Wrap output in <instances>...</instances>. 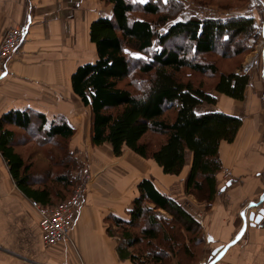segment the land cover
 <instances>
[{"label":"crops","instance_id":"1","mask_svg":"<svg viewBox=\"0 0 264 264\" xmlns=\"http://www.w3.org/2000/svg\"><path fill=\"white\" fill-rule=\"evenodd\" d=\"M261 2L264 5V0ZM112 10V3L106 0H0V42L12 27L27 29L24 42L0 69V119L19 111L29 116L32 125L22 128L4 123V128L14 132L16 150L27 144H51L39 131L43 125L41 117L45 118V130L60 118L72 127L74 133L68 139L70 152H81L84 133L91 143V125L87 120L90 110L73 93L70 77L78 66L97 60L96 47L89 36L90 24L99 18H111ZM248 13L263 34H255L251 52L242 62V72L236 71L248 75L243 98L237 100L210 90L215 103L196 107L197 113L219 111L242 120L234 141L220 142L221 169L216 175L213 199L204 204L205 200L194 201L193 194L185 192L189 163L178 175L164 174L152 159L140 157L128 148L112 158L110 144L93 145L94 163L90 159L89 165L83 167L93 179L88 183L82 206L67 237L46 247L32 207L33 199L16 186L0 153V264L142 262V257L131 259L135 250L128 246L123 234L126 225L112 220L116 217L129 221L132 201L139 195L137 184L142 179H149L159 192L178 202L199 226L192 237L180 228L181 241L190 253L183 255L184 263L179 254L172 253L169 264H264V220L261 228L254 225L264 204V6L260 12ZM127 50L136 51L128 47ZM43 169L35 172L39 176L34 175L32 188H41L42 183L49 181L50 176ZM228 181L230 184L226 185ZM60 199L61 193L56 191L49 194L48 202L53 204ZM146 205L158 219L172 221L165 210L152 203Z\"/></svg>","mask_w":264,"mask_h":264},{"label":"trees","instance_id":"2","mask_svg":"<svg viewBox=\"0 0 264 264\" xmlns=\"http://www.w3.org/2000/svg\"><path fill=\"white\" fill-rule=\"evenodd\" d=\"M106 1L113 5L112 17L96 19L89 28L97 60L78 66L70 77L73 93L90 110L91 144L108 143L115 156L128 148L140 157L152 159L164 174L178 175L189 163L185 192L203 191L205 201L210 202L221 169L220 142L234 141L242 120L219 111L197 113L196 107L215 103L208 93L210 90L237 100L243 98L248 75L237 73L239 62L237 69L234 62L255 41L253 17L243 11L246 15L218 19L193 16L186 14L184 6L170 13L165 3L154 0L140 5L129 0ZM137 11L142 18L136 19ZM154 45L159 48L150 52ZM127 47L148 53V58L141 61L129 55L125 51ZM133 70H137V76ZM196 76L211 82L196 80ZM41 118L43 125L39 131L46 140L59 141L65 147V140L74 133L72 127L60 118L49 123L45 130V118ZM4 123L28 128L29 116L19 111L2 116L0 153L20 191L43 205L51 204L49 194L55 185L67 188L72 182L75 184V178L70 177L72 172H68L74 160H67L66 156L55 160L47 151L50 165L43 171L51 176L50 166L60 167V164L64 171L59 170L55 178L50 177L51 181L49 178L40 184L41 188H32L31 181L39 174L33 173L14 148V132L4 128ZM148 132L162 137L156 146L143 141ZM137 189L139 195L132 201L129 221L112 219L118 225H126L123 234L128 246L136 248L131 259L142 257L144 260L138 264H166L173 253L179 254L180 262L184 263L190 252L181 241L182 236H175L173 227L183 228L192 237L198 232V223L178 202L159 192L149 179H142ZM146 203L165 210L172 221L158 219Z\"/></svg>","mask_w":264,"mask_h":264},{"label":"rangeland","instance_id":"3","mask_svg":"<svg viewBox=\"0 0 264 264\" xmlns=\"http://www.w3.org/2000/svg\"><path fill=\"white\" fill-rule=\"evenodd\" d=\"M129 1H131L132 3H135L137 5H140V4H144L145 2H147L149 0H129ZM143 1H145V2H143ZM154 1H160L162 3H165V6L170 8V13H176L177 10L181 9L182 6H184L186 14L187 13H189V14L194 13V14H199V15H205V14L209 15L210 14L212 16L222 15L224 17H226L227 15L228 16L229 15L236 16V14L244 15L245 13H243V12H250V11L253 12L254 10H257L259 12L262 11V8L261 9H258V8L257 9H250L249 8V5H250L252 0L248 4H247V0H188V1L187 0H175V2H171V3L168 2V0H154ZM176 1H178V2H176ZM244 5L246 6L245 8H244ZM205 6H207V8L201 9V8H204ZM204 10H206L207 12ZM240 10H244V11L242 12ZM141 15L142 14L139 11L135 12V14H134V16L136 18H142ZM147 18L150 19L151 17L147 16ZM178 18H180V17H178ZM152 19L154 20V18H152ZM255 34H257V33L255 32ZM175 42H171L170 44L174 45ZM157 48H159V47L157 45H154L153 48L150 50V52H152L153 50H155ZM250 52H251L250 50L244 51L235 58V62H234L235 69H237V65L239 62V68H240L239 71L242 72L241 71L242 62L244 61L246 55ZM127 53L133 54L131 56L136 57V58H140L141 61L142 60L144 61L148 58V53L145 54L143 52H141V53L137 52V51L133 52L130 50H127ZM236 62H237V64H236ZM184 73H186V72H184ZM133 74H135V76H137V70H136V72H135V70H133ZM195 78H196V80H199V81L201 80V81H204L206 83L211 82V80H209V79L208 80H205L203 78L200 79L198 76H196ZM88 118H89V125H90L91 124V115L89 113L87 115V120H88ZM161 138L162 137L158 136L155 133L148 132L144 136L143 141H149V143H151V145L156 146L157 143H159L161 141ZM69 141L72 142V140H69ZM80 143L82 144L81 148H80V150H81L80 153H78V151L77 152L76 151L70 152L71 151L70 150V144L66 140H65V147H64V143H61L59 141H57V142L55 141V142H51V144H48V146H45V147L44 146L36 147L32 144H27V145L23 146L22 148L17 147L18 148L17 151L24 158H26V161L29 162L28 164L31 167V170L33 171V173H34V171L35 172H41L44 167H47V165L48 166L50 165L48 156L46 154L47 151H49V154H51L50 156L53 157V158L51 157L52 159H55V160L60 159L61 160L62 158H64V156H66L65 158L67 160L69 159L71 161V159H73L74 160L72 163L73 165L68 166V167L71 166L68 172L73 171V174L75 175V170L80 168V167H84V165H89L90 159H91V162L94 163L93 162V153H94L96 148L91 143H89L87 134H85V133L83 134V137H81ZM62 147H64V148H62ZM58 148H60V149H58ZM62 151H64V153ZM58 155H59V157H58ZM69 157H71V158H69ZM112 158H115V155ZM94 161H95V157H94ZM62 162L64 164L65 163L67 164L66 160H63ZM53 163H54V161H53ZM50 168L52 170L50 172V175H51L50 177H54V178L59 173V170L61 172L64 171L61 164H60V167L57 166V167L52 168L50 166ZM108 169H110V167H108ZM73 174L71 173L70 177L74 178ZM52 179L53 178H50V181ZM92 179H93V175H91V180ZM73 185H74V183L72 182V184L70 186L72 187ZM58 187H60V186H56V185L54 186L53 193H55V190H57L58 192L61 193V196H63V198L67 197L70 194L71 187H67V188L66 187L64 188L62 186L60 188H58ZM86 189H87V187H86ZM205 195L206 194L203 191H200L199 193L193 194V197H191V198H193L194 201L196 200V201L200 202L201 201L200 199L206 198ZM183 199H184V202H187L185 198H183ZM203 203L206 204V201H203ZM161 219H163V218H161ZM168 226H171V225L169 224ZM133 231L137 232L138 230H137V228L136 229L133 228ZM173 231H174L175 236L179 237V235H181L177 226L173 227ZM135 250H136V248H135ZM166 264H169V263L167 262Z\"/></svg>","mask_w":264,"mask_h":264},{"label":"built area","instance_id":"4","mask_svg":"<svg viewBox=\"0 0 264 264\" xmlns=\"http://www.w3.org/2000/svg\"><path fill=\"white\" fill-rule=\"evenodd\" d=\"M261 0H252L250 9L263 8ZM26 28L23 26L12 27L6 31L0 42V69L5 61L11 57L24 42L26 37ZM256 33L261 35V28L256 29ZM228 177L227 171L224 174ZM91 180V174L83 167L75 171V184L72 192L66 199H61L53 204L43 205L32 201V207L38 215V224L41 229V239L44 246L48 247L63 241L72 227L76 215L85 199L86 187ZM264 218L254 222L257 228H261Z\"/></svg>","mask_w":264,"mask_h":264},{"label":"water","instance_id":"5","mask_svg":"<svg viewBox=\"0 0 264 264\" xmlns=\"http://www.w3.org/2000/svg\"><path fill=\"white\" fill-rule=\"evenodd\" d=\"M229 184H230V182L228 181V182L226 183V185H229ZM223 189H224V187L221 188L220 191H222ZM262 215H264V204H263L262 207L259 209L258 215L254 218V222H258V221L261 219ZM251 217H253V215H250V218H251Z\"/></svg>","mask_w":264,"mask_h":264}]
</instances>
